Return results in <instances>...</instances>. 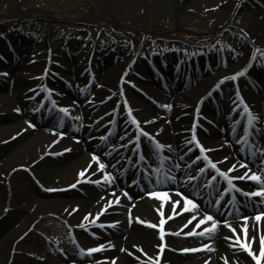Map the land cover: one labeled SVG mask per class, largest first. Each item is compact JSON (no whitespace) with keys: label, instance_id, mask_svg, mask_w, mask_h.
<instances>
[{"label":"rangeland","instance_id":"rangeland-1","mask_svg":"<svg viewBox=\"0 0 264 264\" xmlns=\"http://www.w3.org/2000/svg\"><path fill=\"white\" fill-rule=\"evenodd\" d=\"M188 1L191 0H184L185 3ZM245 8L239 5L231 12L234 24L243 22ZM208 13L195 12L186 5L170 7L163 13L149 12V8L138 6L129 10L126 3L113 0H0V37L4 33L15 34L20 39L26 38V41L38 44L30 50L22 41L21 46L27 49V57L24 58L28 63L10 65L6 73L0 61V77L7 85L5 92L13 95V91L18 92L31 85L27 89L29 91L23 92L18 99L27 100L36 112L40 105L37 102L39 90L45 87V92L64 108L69 120H81L79 129L88 130L86 138H89V149L93 154L97 153V146L102 147L106 154H111L119 149V144L128 142L133 128L128 133L127 128L133 117L143 118L141 113L146 109L143 104L155 110L159 120L170 114L168 121H181V117L175 120L181 106L174 102V95L176 98H188L189 92L206 77L195 84L182 82L172 94L161 90L159 82L154 79L160 75L155 70L151 76L145 74L147 66L142 61L146 57L152 65L155 64L160 44L187 42L192 47H203L204 51L210 48L220 51L224 46L237 45L239 54L237 52L230 61H240L246 56L251 48L248 39L243 38L242 44L234 35V39L226 37L228 26L218 24L219 17ZM117 48L124 49L123 58H109L108 54ZM259 51L264 53V50ZM19 52L23 53L16 51V54ZM2 58L1 55L0 60ZM263 61L258 59V62ZM221 88L226 93L231 85L224 84ZM121 89L124 90L123 95L118 91ZM259 96L263 98V90ZM17 101L14 100L16 105ZM162 104L165 110L158 106ZM223 111L228 113L225 109ZM35 127L36 131L45 130V126L38 123ZM76 128L74 125L73 132ZM100 130L102 132L98 133ZM111 130L120 131L118 138L121 137V140L106 147L104 136ZM180 135L175 136L177 141ZM23 140L21 138L12 147L5 146L6 150L12 153ZM16 162L17 158L12 156L6 168L5 162L0 161V187L6 191L14 186L13 181L17 182L14 187L17 200L12 205L5 202L6 192H2L0 264H68V260L61 258L65 252L75 256L81 252L80 264H94L90 248L98 247L105 240L90 235L83 229L86 221L75 212L68 211L69 206L59 202L69 191L65 188L58 191L57 185L51 182L37 186V182L26 175L33 170L12 167ZM42 168H45L43 164ZM33 174L38 179L36 171ZM105 187L96 185L93 188L102 189L99 192L105 198ZM51 189H57V193H51ZM43 200L53 201L54 207L45 211ZM98 203H101L100 199L90 208L94 210L86 213L87 218L101 214ZM124 212L128 213V210ZM14 213L19 217L11 218ZM127 225L112 226L106 233L120 237L126 232ZM175 255L183 256L185 260L194 257L191 252Z\"/></svg>","mask_w":264,"mask_h":264},{"label":"bare ground","instance_id":"bare-ground-1","mask_svg":"<svg viewBox=\"0 0 264 264\" xmlns=\"http://www.w3.org/2000/svg\"><path fill=\"white\" fill-rule=\"evenodd\" d=\"M110 1L112 2V0ZM113 1L126 3L129 10L138 6L149 8V12L153 13H163L170 7L180 5H186V8L195 12H210L208 14L219 17L218 24L228 26L232 33L239 35L241 39L246 35L247 42L255 44L254 48L250 49L251 51L264 47V1L262 0H191L187 3L184 0ZM238 5L244 7L247 5L244 10L245 18L243 22L234 24L231 21V12ZM31 48L35 49L36 44H32ZM209 51L211 54H215V60L211 62V65L216 68L217 75L210 77L207 82H201V87L197 83L198 85L189 92L188 98H177L180 103H183L180 114H184V117L180 122L166 123L167 119L164 117L163 121L157 119L154 114L155 110L146 104H143L146 109L141 113V116L150 122V131L168 143L177 144V140L174 139L175 132L183 127V135L187 140L205 136L207 149H211L210 152L215 153L213 158L218 163V168H221L222 172H227L231 177L230 180L236 181L241 179L242 171H244L234 160V154L238 151L232 152L231 147H228L222 138H217L218 131H212L211 136L193 129V125H191L193 109L191 111L190 107L188 109L184 106L196 104L200 111L209 112L212 109L208 107L211 94L207 93L213 90L216 82L221 79L220 77L236 76L239 71H244L245 67L248 68L249 64L248 60L242 59L223 68L225 60L231 59L238 52L237 46L226 47L220 51V54L215 49ZM124 53V49L117 48L111 51L108 57L111 59L123 58ZM250 56H247V59H250ZM171 58V55H168V59ZM25 62H27L25 58L17 60V64ZM210 67L208 66L209 70ZM197 71L199 72L200 69ZM254 71L258 82L262 80L261 86L264 91L263 68L256 69L254 67ZM194 75H198V73L192 70V81L197 82L198 79ZM185 79H187L186 73L177 79L171 78L168 82L169 87L174 91L175 87ZM28 87L31 85L23 87L18 92L13 91L14 94L11 95L5 92L7 90L5 82L0 85V133L3 135L0 137V161L3 160L7 168L11 157L17 158V162L12 167L21 166L33 170V172H29L30 174L26 172V175L35 183L36 178L33 173L36 171L37 186L44 182H51L57 187H68L69 192L59 202L69 206L68 211L75 212L81 220L86 221L85 224L89 226L88 229L93 233V236L99 235L105 240L98 247L90 248L91 256L93 255L95 258L94 264H264V214L217 223L207 219L206 214L191 209L180 193L144 194L135 200L133 205L131 204L129 213L124 214L126 205L130 201L119 189L115 188L114 191H109L103 198L102 193L99 192L101 189L96 190L91 185L94 184L92 183L93 174L100 173V181H103L108 177L102 173L103 171L108 170L109 167L117 170L122 166V163H115L114 160L104 163L103 158L91 155L86 147V145L89 147L88 139L86 138L84 142L85 130L82 131L81 142L71 139L73 123L68 120L60 123L63 115L58 111L49 114L51 119L49 130L36 131L35 124L31 123L33 116L30 109L23 105L22 100L18 99L23 96L22 93ZM238 90L242 94L245 93L241 88ZM216 92L214 91L212 95H216ZM248 98L251 104L245 108L246 112L257 121L263 119L264 98H261L255 90L248 95ZM16 99L18 100L17 105L14 102ZM240 101L241 98L237 97L235 105L240 106ZM161 108L165 109L164 106ZM215 110L218 112V109ZM6 133L8 134L6 135ZM30 133L31 136H28ZM228 134L227 132L224 137H227ZM21 138H24L23 142L19 143L12 153L6 150L5 146L12 147ZM260 142H264V134L261 135ZM144 151L151 152L152 149ZM164 152L166 153V150L162 148L163 155ZM19 158L22 159L18 160ZM42 164L45 168H42ZM185 177H188V173L185 174ZM13 182L14 186L6 191L0 187V202L2 192H6L7 200L5 202L8 205H12L17 200V192L14 191L17 182ZM99 199L101 203H98L97 208L101 214L87 218L86 213L94 210L90 208ZM54 205L53 201H42L45 211H50ZM15 214L11 218L19 217L18 214ZM10 222L12 221H8V223ZM124 223L125 227L126 223L128 225L122 236L106 233L112 229L108 227L109 224L119 227ZM205 228L216 231L208 230L206 231L208 238L196 240L199 236L194 234ZM4 231L6 232L7 229ZM199 248L204 250L198 251L193 258L187 260L183 259V256L175 255L188 250L195 251ZM80 257V254L75 256L66 252L61 255V258L68 260V264H80L78 262Z\"/></svg>","mask_w":264,"mask_h":264}]
</instances>
